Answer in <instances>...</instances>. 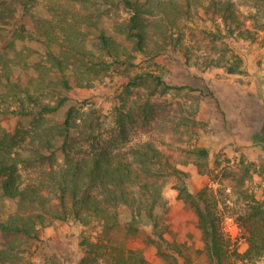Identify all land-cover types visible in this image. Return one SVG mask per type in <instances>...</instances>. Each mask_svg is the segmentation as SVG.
<instances>
[{
	"label": "rangeland",
	"instance_id": "rangeland-1",
	"mask_svg": "<svg viewBox=\"0 0 264 264\" xmlns=\"http://www.w3.org/2000/svg\"><path fill=\"white\" fill-rule=\"evenodd\" d=\"M176 2L179 13L155 9L144 16L146 47L137 51L135 39L127 41L120 33L129 19L127 9L116 0H97L107 30L118 34V50L99 44L95 55L88 51L67 58L66 76L80 80L72 89L61 85V74L50 75L53 87L79 110L78 126L67 140L71 157L125 150L146 140L168 156L174 169L164 179L158 205L164 255L145 217L133 232L126 218L118 231L114 221L104 229L94 216L81 222L70 213L65 220L47 214L24 254L26 264H78L88 253L93 264H201L196 250L205 248V240L184 189L212 196L219 225L229 214L242 228L243 242L233 250L242 253L248 247L241 224L245 208L255 200L264 209V155L253 140L264 122V0ZM215 3L228 5L232 18L225 20ZM2 92L7 110L0 114V128L22 140L12 151L22 153L40 122L17 113L31 108L23 92ZM43 100L53 105L56 98ZM58 121L59 116L44 117L41 125L54 127ZM56 204L53 200L51 210ZM9 212L0 201V220ZM245 264H264V253Z\"/></svg>",
	"mask_w": 264,
	"mask_h": 264
},
{
	"label": "trees",
	"instance_id": "trees-1",
	"mask_svg": "<svg viewBox=\"0 0 264 264\" xmlns=\"http://www.w3.org/2000/svg\"><path fill=\"white\" fill-rule=\"evenodd\" d=\"M96 1L0 0V92L2 88L18 95L23 92L31 108L17 113L40 122L22 153L12 152L22 140L18 142L0 128V201L6 202L10 211L5 220H0V264H26L24 254L31 250V241L38 238L37 225L46 221L47 214L65 220L70 213L81 222L86 216H94L104 229L114 221L118 231L124 230L122 220L126 218L125 226L133 232L139 231L145 217L159 239V253L164 255L158 205L164 179L174 169L168 156L149 140L125 150L105 148L78 158L67 152L69 135L78 126L79 110L72 98L53 87L55 79L50 75L61 74V85L72 89L80 80L73 78L71 82L66 76L70 73L67 58L86 56L88 51L95 55L99 44L104 50H118V34L109 33ZM116 1L129 13L121 36L127 41L134 38L137 51L146 47V14L155 9L180 12L176 0ZM215 6L225 20L232 18L228 5ZM3 97L7 99L0 93V114L7 110L2 108ZM52 97L55 103L45 104L43 99ZM55 116H59L57 126L41 125L44 117ZM253 140L264 155V122L253 133ZM200 155L207 153L201 151ZM56 160L59 163L54 166ZM49 162L52 164L46 168L44 164ZM21 168L29 172L22 173ZM182 193L196 209L205 240V248L196 250L201 264H245L263 255L264 209L258 201L249 202L241 218L248 247L239 253L229 249V241L220 231L212 196L205 190L190 194L184 189ZM53 200L57 201L54 211ZM88 254L78 264H93Z\"/></svg>",
	"mask_w": 264,
	"mask_h": 264
},
{
	"label": "built area",
	"instance_id": "built-area-1",
	"mask_svg": "<svg viewBox=\"0 0 264 264\" xmlns=\"http://www.w3.org/2000/svg\"><path fill=\"white\" fill-rule=\"evenodd\" d=\"M220 231L227 241H229V249L231 251L242 244V228L233 216L229 214L223 215L220 222Z\"/></svg>",
	"mask_w": 264,
	"mask_h": 264
}]
</instances>
